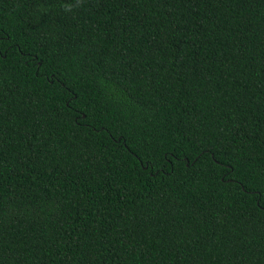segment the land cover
Returning <instances> with one entry per match:
<instances>
[{
    "label": "trees",
    "instance_id": "1",
    "mask_svg": "<svg viewBox=\"0 0 264 264\" xmlns=\"http://www.w3.org/2000/svg\"><path fill=\"white\" fill-rule=\"evenodd\" d=\"M0 264H264V0H0Z\"/></svg>",
    "mask_w": 264,
    "mask_h": 264
}]
</instances>
